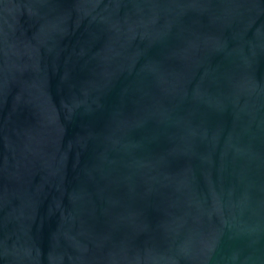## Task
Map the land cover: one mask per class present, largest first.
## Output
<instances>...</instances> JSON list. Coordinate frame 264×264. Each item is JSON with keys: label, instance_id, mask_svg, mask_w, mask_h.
Masks as SVG:
<instances>
[{"label": "water", "instance_id": "95a60500", "mask_svg": "<svg viewBox=\"0 0 264 264\" xmlns=\"http://www.w3.org/2000/svg\"><path fill=\"white\" fill-rule=\"evenodd\" d=\"M0 264H264V0H0Z\"/></svg>", "mask_w": 264, "mask_h": 264}]
</instances>
